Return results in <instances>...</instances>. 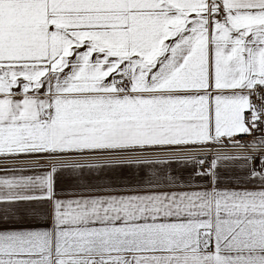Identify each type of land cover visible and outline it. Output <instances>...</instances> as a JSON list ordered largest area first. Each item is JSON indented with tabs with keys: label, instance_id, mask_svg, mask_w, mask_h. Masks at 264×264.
Here are the masks:
<instances>
[{
	"label": "snow or ice",
	"instance_id": "6c2138e0",
	"mask_svg": "<svg viewBox=\"0 0 264 264\" xmlns=\"http://www.w3.org/2000/svg\"><path fill=\"white\" fill-rule=\"evenodd\" d=\"M0 264H264V0H0Z\"/></svg>",
	"mask_w": 264,
	"mask_h": 264
}]
</instances>
